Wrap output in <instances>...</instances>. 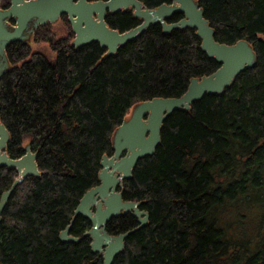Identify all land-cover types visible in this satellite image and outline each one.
<instances>
[{
    "label": "trees",
    "instance_id": "1",
    "mask_svg": "<svg viewBox=\"0 0 264 264\" xmlns=\"http://www.w3.org/2000/svg\"><path fill=\"white\" fill-rule=\"evenodd\" d=\"M141 1L147 8L173 2ZM198 2L215 39L248 41L256 62L222 93L205 94L165 120L156 151L141 158L123 183L124 200L141 201L149 222L128 236L112 264H264V0ZM60 19L70 26L67 37L55 38L48 22L31 38L49 42L55 58L33 51L31 40L11 42L6 50L10 66L0 77L6 151L17 159L30 146L40 175L17 185L2 213L0 264H103L84 235L86 217L78 215L71 226L70 233L82 237L78 243L64 242L61 233L99 183L115 130L135 104L180 97L193 78L221 65L192 27L164 33L162 24H152L108 54L99 42L76 47L68 17ZM106 22L126 32L142 19L128 8L108 12ZM19 177L16 168L0 165V198ZM235 203L237 209L263 208L253 239L235 237L220 224L221 211ZM138 225L126 213L106 230L118 235Z\"/></svg>",
    "mask_w": 264,
    "mask_h": 264
},
{
    "label": "water",
    "instance_id": "2",
    "mask_svg": "<svg viewBox=\"0 0 264 264\" xmlns=\"http://www.w3.org/2000/svg\"><path fill=\"white\" fill-rule=\"evenodd\" d=\"M2 1L0 0V77L10 66L6 54L8 45L14 41H29L40 25L55 23L62 15H66L72 25L75 34L72 43L76 47L99 42L102 47L107 48L108 54L116 53L152 24H162L164 33L192 27L202 39V49L221 64L214 73L193 78L187 91L180 97H158L136 104L130 117L115 130L113 154L102 158L99 183L84 194L71 224L61 233L64 242L78 243L82 237L70 233L71 225L78 215L85 216L92 224L84 234L92 238V251L103 253V264H112L124 249L128 236L145 226L150 217L147 211L140 208L141 201L123 199V181L132 177L141 158L155 152L161 142L162 126L174 111H188L205 94L222 93L238 74L255 64L256 53L246 40L235 44L218 42L215 39V29L205 17L198 0H173L172 3H165L157 8H147L141 0H10L8 8L2 7ZM128 8L133 9L134 15L142 19L139 26L119 32L107 25L108 12ZM178 13L183 14L180 20L168 22ZM12 20L15 24L11 23ZM9 137L8 129L0 120V165L16 168L20 174L0 198V220L17 185L28 175H40L38 153L27 146L24 156L11 158L5 151ZM128 212L137 217L139 225L119 235L109 234L106 230L107 223L113 217Z\"/></svg>",
    "mask_w": 264,
    "mask_h": 264
},
{
    "label": "rangeland",
    "instance_id": "3",
    "mask_svg": "<svg viewBox=\"0 0 264 264\" xmlns=\"http://www.w3.org/2000/svg\"><path fill=\"white\" fill-rule=\"evenodd\" d=\"M10 4V0H3V4ZM70 26L61 19L51 24L52 32L55 38H65L69 34ZM72 28V26H71ZM73 31V29H72ZM75 37V35H74ZM264 38V35H262ZM31 46L33 51H43L50 58L56 57V52L52 50L49 42H36L31 39ZM239 205L229 204L220 214V224L228 226V229L235 237H245L253 239L257 233V226L261 219L262 207H247L249 205H242L241 209H237Z\"/></svg>",
    "mask_w": 264,
    "mask_h": 264
},
{
    "label": "bare ground",
    "instance_id": "4",
    "mask_svg": "<svg viewBox=\"0 0 264 264\" xmlns=\"http://www.w3.org/2000/svg\"><path fill=\"white\" fill-rule=\"evenodd\" d=\"M113 14H114V13H113ZM42 25H43V24H42ZM53 37H54V36H53ZM105 52H106V51H105ZM190 83H191V82H190ZM167 98H168V97H167ZM135 105H136V104H135ZM135 105H134V106H135ZM134 106H133V107H134ZM133 107H132V109H133ZM132 109L130 110V114H131V112H132ZM130 114L128 115V117H127L126 119H128V118L130 117ZM126 119H125V120H126ZM26 147H27V146H26ZM156 149H157V148H156ZM5 151H6V149H5ZM155 151H156V150H155ZM6 152H7V151H6ZM26 152H27V150H26ZM35 153H36V152H35ZM25 154H26V153H25ZM25 154H24V155H25ZM24 155H23V156H24ZM20 158H21V157H20ZM17 159H18V158H17ZM132 174H133V172H132ZM123 183H124V181H123ZM122 193H123V187H122ZM123 199H124V198H123ZM125 201H126V200H125ZM130 201H131V200H130ZM135 202H138V201H135ZM78 205H79V204H78ZM140 208H141V207H140ZM142 210H143V209H142ZM145 211H146V210H145ZM128 213H129V212H128ZM74 216H75V213H74ZM74 216H73V218H74ZM84 217H85V216H84ZM73 218H72V219H73ZM75 219H76V218H75ZM88 221H89V220H88ZM89 223H90V222H89ZM71 226H72V225H71ZM106 226H107V225H106ZM91 227H92V224L90 223V227H89V229H90ZM89 229H88V230H89ZM63 231H64V230H63ZM84 234H85V233H84ZM118 235H119V234H118ZM78 237H79V236H78ZM125 242H126V241H125ZM248 245H249V244H248ZM97 252H98V251H97ZM99 253H101V254L103 255L102 252H99ZM103 259H104V258H103ZM103 263H104V262H103Z\"/></svg>",
    "mask_w": 264,
    "mask_h": 264
},
{
    "label": "flooded vegetation",
    "instance_id": "5",
    "mask_svg": "<svg viewBox=\"0 0 264 264\" xmlns=\"http://www.w3.org/2000/svg\"><path fill=\"white\" fill-rule=\"evenodd\" d=\"M11 23H12V21H11ZM13 24V23H12Z\"/></svg>",
    "mask_w": 264,
    "mask_h": 264
}]
</instances>
